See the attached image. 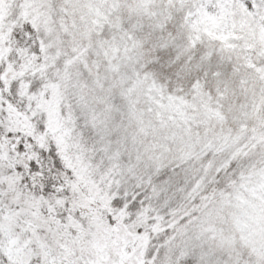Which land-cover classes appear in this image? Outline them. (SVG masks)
Segmentation results:
<instances>
[{"label": "snow or ice", "instance_id": "snow-or-ice-1", "mask_svg": "<svg viewBox=\"0 0 264 264\" xmlns=\"http://www.w3.org/2000/svg\"><path fill=\"white\" fill-rule=\"evenodd\" d=\"M0 264H264V0H0Z\"/></svg>", "mask_w": 264, "mask_h": 264}]
</instances>
